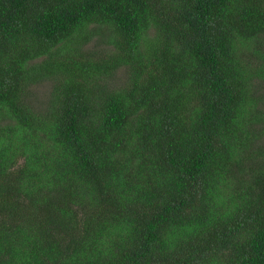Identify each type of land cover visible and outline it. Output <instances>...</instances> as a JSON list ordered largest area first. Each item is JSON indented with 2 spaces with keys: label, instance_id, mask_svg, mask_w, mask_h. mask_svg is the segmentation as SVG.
I'll return each mask as SVG.
<instances>
[{
  "label": "trees",
  "instance_id": "1",
  "mask_svg": "<svg viewBox=\"0 0 264 264\" xmlns=\"http://www.w3.org/2000/svg\"><path fill=\"white\" fill-rule=\"evenodd\" d=\"M0 264H264V0H0Z\"/></svg>",
  "mask_w": 264,
  "mask_h": 264
},
{
  "label": "rangeland",
  "instance_id": "2",
  "mask_svg": "<svg viewBox=\"0 0 264 264\" xmlns=\"http://www.w3.org/2000/svg\"><path fill=\"white\" fill-rule=\"evenodd\" d=\"M37 91V94H36V98L38 99V100H45V99H47V96H48V87H47V85L46 84H44V85H38V86H36V88H35Z\"/></svg>",
  "mask_w": 264,
  "mask_h": 264
}]
</instances>
